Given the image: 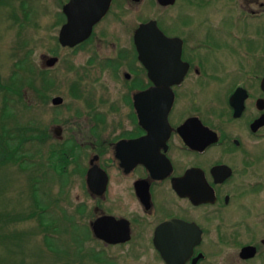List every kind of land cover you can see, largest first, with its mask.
<instances>
[{
  "label": "flooded vegetation",
  "instance_id": "obj_1",
  "mask_svg": "<svg viewBox=\"0 0 264 264\" xmlns=\"http://www.w3.org/2000/svg\"><path fill=\"white\" fill-rule=\"evenodd\" d=\"M11 1L30 14V0ZM45 2L59 46L96 39L83 69L120 83L113 109L124 122L90 125L82 140L51 129L64 165L57 176L82 175L99 253L116 252L109 264H264V0H73L77 17L97 20L72 48L59 43L71 0ZM148 24L167 39L152 43L150 69L135 43ZM106 34L128 41L106 43ZM149 90L172 96L165 121L155 106L141 105L140 118L135 98ZM101 218L123 242L94 236Z\"/></svg>",
  "mask_w": 264,
  "mask_h": 264
},
{
  "label": "rangeland",
  "instance_id": "obj_2",
  "mask_svg": "<svg viewBox=\"0 0 264 264\" xmlns=\"http://www.w3.org/2000/svg\"><path fill=\"white\" fill-rule=\"evenodd\" d=\"M27 8L30 14L23 18L11 0L0 5V134L5 130L11 135L16 127L30 125V135L48 137L24 143L23 161L0 165V264H109L107 257L116 252L99 253L101 246L87 231L82 175L70 173L63 180L57 176L55 170L64 165L59 154L51 153L58 147L51 128L61 126L64 138L82 140L90 125L124 122L123 113L113 109L120 83L108 73L83 69L97 50L96 39L77 51L61 48L54 13L45 0H30ZM102 40L124 43L128 35L106 34ZM46 57L59 62L47 70ZM30 67L37 91L29 86ZM14 87H21L20 96L13 94ZM54 97H61L63 105L54 107ZM81 154L79 159L86 164L85 153ZM32 212L36 215L31 217ZM14 234L21 238L16 240Z\"/></svg>",
  "mask_w": 264,
  "mask_h": 264
},
{
  "label": "water",
  "instance_id": "obj_3",
  "mask_svg": "<svg viewBox=\"0 0 264 264\" xmlns=\"http://www.w3.org/2000/svg\"><path fill=\"white\" fill-rule=\"evenodd\" d=\"M73 9V0L64 7V13L67 17V22L63 26L61 32L59 33V43L62 47L72 48L75 45L87 40L91 35L93 21L97 17H77V13ZM84 20H87L85 23ZM156 40L167 41V39L161 34L154 24L144 25L140 28L139 32L135 34V43L138 48L139 53L143 58L144 65L150 69L151 65L145 61L146 58H150V51L153 48L152 43ZM58 59L56 57H50L46 60L45 65L47 68H52L56 65ZM136 107L140 118L145 115L143 112V106H155L158 108L159 113L161 114L162 120H166L167 113L172 104V96L163 95L155 96L154 91L149 90L147 92L139 94L136 98ZM51 104L54 107L61 106L63 104V99L61 97H54L51 101ZM52 129L53 135L58 138L61 136L62 128L60 126H54ZM90 174L91 171L87 174V183L90 184ZM105 218H101L95 222L93 225L92 231L94 236L97 239H100L109 244H115L124 239H113L111 235L104 231Z\"/></svg>",
  "mask_w": 264,
  "mask_h": 264
},
{
  "label": "trees",
  "instance_id": "obj_4",
  "mask_svg": "<svg viewBox=\"0 0 264 264\" xmlns=\"http://www.w3.org/2000/svg\"><path fill=\"white\" fill-rule=\"evenodd\" d=\"M28 72L31 74V76L29 77V86L34 91H37V89L35 88V79L37 77L32 76L34 72L33 68L30 67L28 69ZM20 89L21 87L20 88L14 87L13 94L15 96H20ZM74 98H76V95H74ZM20 99L23 101V98H20ZM30 131H31L30 125L16 127L15 132L12 133L11 135H8V133H6L5 130L2 131V134H0V165H4L7 163H13V162L15 163V162H19L20 160L23 161V159L26 158L25 152L23 150L24 143L35 142V141L39 143V142L45 141L48 137L46 133L45 134L43 133L42 136L30 135ZM12 142L14 143L13 146H12L13 144ZM52 152L53 154H55V152L57 153L56 149L52 150L51 153ZM30 215L32 217V216H35L36 213L32 212ZM40 216L41 215H39V218ZM14 238L17 240L18 238H21V237L18 234H14Z\"/></svg>",
  "mask_w": 264,
  "mask_h": 264
}]
</instances>
